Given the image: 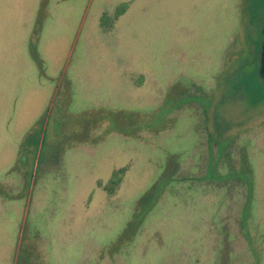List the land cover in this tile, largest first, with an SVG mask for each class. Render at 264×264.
<instances>
[{"label":"rangeland","instance_id":"rangeland-1","mask_svg":"<svg viewBox=\"0 0 264 264\" xmlns=\"http://www.w3.org/2000/svg\"><path fill=\"white\" fill-rule=\"evenodd\" d=\"M248 20L243 0H0V264H264V99L225 81L254 69ZM64 99L65 122L173 107L80 141L53 126Z\"/></svg>","mask_w":264,"mask_h":264},{"label":"trees","instance_id":"trees-1","mask_svg":"<svg viewBox=\"0 0 264 264\" xmlns=\"http://www.w3.org/2000/svg\"><path fill=\"white\" fill-rule=\"evenodd\" d=\"M243 11L244 13H248L249 20L248 24L249 26L253 27L256 31V34L258 36V40L254 41V48H253V55L257 59V52L260 46V39L262 37L261 35V29L264 27V0H243ZM33 59L36 61L38 60L37 56L33 54ZM247 60L248 58H244ZM257 63V64H256ZM254 69L251 71H240L235 70L234 72L230 73L228 76H225L226 80L229 84H231V90H242L246 93L247 98L249 99V102L251 104H256L260 102L262 99H264V81L260 79V77L257 74V65L258 61L256 60ZM63 99V98H62ZM209 99H204L202 102L203 105L208 101ZM65 99L56 107L55 111L52 113V123L54 128L59 132V130L63 131L70 130L71 134H66L63 137H78L80 141H84L89 139V126L93 125H99L102 123L106 124L105 132L103 134H107L110 132H120L121 134L125 135H132L136 134L139 129L142 127H149L156 129L159 127V123L163 120L166 113L171 109L172 107H169L164 114L161 115L158 111L156 114L148 115L147 117L141 116L139 113L136 112H130V111H123V110H96V111H85L76 115L68 116V120L65 122V118L63 119V108H65V104L63 102ZM177 102V101H176ZM180 101L179 103H181ZM63 104V105H62ZM210 104V100L207 102L206 105ZM207 111V109H204ZM161 111V110H160ZM54 114H58L57 117H55ZM67 118V117H66ZM76 126H78V130L76 129ZM211 141L213 142V148L217 147V150H222L223 143L216 142L213 137H211ZM215 141V142H214ZM215 158L213 157V162ZM213 164V163H212ZM123 169L115 170L111 177L108 179L107 183L103 188L108 194L114 193L115 189L119 186L121 179L123 177ZM209 177L213 178L214 171L213 166L211 165L209 167ZM248 185V192L250 191V182L247 181ZM154 188V187H153ZM154 189H151L144 193V195L138 200L137 202V212L135 213V218H142L144 213L148 211L150 202L153 200ZM0 193L3 194V191L0 188ZM249 211V202L247 201L245 203L244 209H243V216L247 215ZM245 224V221L243 222ZM134 236V230L132 229V225H129L125 228V230L118 236L116 242L114 243V247L118 249L124 241H127L131 239Z\"/></svg>","mask_w":264,"mask_h":264},{"label":"water","instance_id":"water-1","mask_svg":"<svg viewBox=\"0 0 264 264\" xmlns=\"http://www.w3.org/2000/svg\"><path fill=\"white\" fill-rule=\"evenodd\" d=\"M257 74L264 81V42L260 44L257 52Z\"/></svg>","mask_w":264,"mask_h":264},{"label":"flooded vegetation","instance_id":"flooded-vegetation-1","mask_svg":"<svg viewBox=\"0 0 264 264\" xmlns=\"http://www.w3.org/2000/svg\"><path fill=\"white\" fill-rule=\"evenodd\" d=\"M261 35H262V37H261L260 42H259L260 44L264 42V30L263 29H261Z\"/></svg>","mask_w":264,"mask_h":264}]
</instances>
